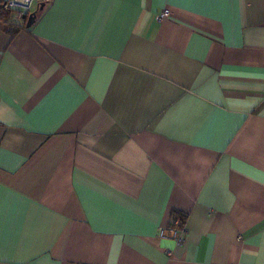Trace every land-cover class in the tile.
Wrapping results in <instances>:
<instances>
[{
	"label": "crops",
	"instance_id": "1",
	"mask_svg": "<svg viewBox=\"0 0 264 264\" xmlns=\"http://www.w3.org/2000/svg\"><path fill=\"white\" fill-rule=\"evenodd\" d=\"M40 3L0 25V264H264V0Z\"/></svg>",
	"mask_w": 264,
	"mask_h": 264
},
{
	"label": "built area",
	"instance_id": "2",
	"mask_svg": "<svg viewBox=\"0 0 264 264\" xmlns=\"http://www.w3.org/2000/svg\"><path fill=\"white\" fill-rule=\"evenodd\" d=\"M7 8L15 13V20H19V15H28L35 8L39 0H2ZM169 16L168 10H163L158 19H162ZM173 225L179 227L180 232L184 231L183 223L179 218L173 220ZM164 228H160V233H163Z\"/></svg>",
	"mask_w": 264,
	"mask_h": 264
},
{
	"label": "trees",
	"instance_id": "3",
	"mask_svg": "<svg viewBox=\"0 0 264 264\" xmlns=\"http://www.w3.org/2000/svg\"><path fill=\"white\" fill-rule=\"evenodd\" d=\"M42 11L38 12V16ZM15 13L12 10L6 7L4 2L0 0V25L4 26L10 32H17L21 28H25V19L22 18V15H19V21L14 19ZM18 22V23H17ZM180 220L184 221V218L180 215L178 216Z\"/></svg>",
	"mask_w": 264,
	"mask_h": 264
},
{
	"label": "water",
	"instance_id": "4",
	"mask_svg": "<svg viewBox=\"0 0 264 264\" xmlns=\"http://www.w3.org/2000/svg\"><path fill=\"white\" fill-rule=\"evenodd\" d=\"M44 9V3H40L31 13H29L28 15H22V18L25 19V27L29 28L31 27L37 17H38V12L42 11Z\"/></svg>",
	"mask_w": 264,
	"mask_h": 264
}]
</instances>
